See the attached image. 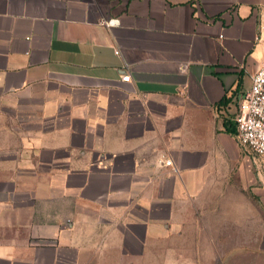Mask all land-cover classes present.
<instances>
[{
  "label": "crops",
  "instance_id": "1",
  "mask_svg": "<svg viewBox=\"0 0 264 264\" xmlns=\"http://www.w3.org/2000/svg\"><path fill=\"white\" fill-rule=\"evenodd\" d=\"M263 60L264 0H0V264H264L218 112Z\"/></svg>",
  "mask_w": 264,
  "mask_h": 264
},
{
  "label": "built area",
  "instance_id": "2",
  "mask_svg": "<svg viewBox=\"0 0 264 264\" xmlns=\"http://www.w3.org/2000/svg\"><path fill=\"white\" fill-rule=\"evenodd\" d=\"M121 80H130L128 71ZM218 112L231 115L239 144L253 155L264 158V60L252 76L249 88L220 106ZM159 163L171 164L169 160Z\"/></svg>",
  "mask_w": 264,
  "mask_h": 264
},
{
  "label": "rangeland",
  "instance_id": "3",
  "mask_svg": "<svg viewBox=\"0 0 264 264\" xmlns=\"http://www.w3.org/2000/svg\"><path fill=\"white\" fill-rule=\"evenodd\" d=\"M254 157L255 158H253V170H252L253 171L252 187L257 190V191H254V192H256V194H258V195H260V197L264 198V158H259L256 156H254ZM248 193H250V195H252L251 196L252 207H251V215L249 216L250 221H249V223L246 224V227L251 229L252 245L250 244V246L253 249L257 245L256 242H257V239L261 233V230L264 229V212L257 204L256 199L259 198V196L255 195L252 191L251 192L248 191ZM241 225H243V224H241ZM235 234L237 237V241L239 242L238 239H241V241H242L243 232L242 231L240 232V228H238V224H237V228L235 229ZM240 235L242 238L239 237ZM237 241H236V243L239 244ZM220 244H221L220 245L221 250H225L231 246V243L228 240H221ZM240 244L246 245V246L249 245L247 242L246 243L242 242ZM231 257H235V258L231 259L232 262H230V264H245L248 262V260L251 261L252 264H260V257L255 256L254 254L252 256L236 255V256H231Z\"/></svg>",
  "mask_w": 264,
  "mask_h": 264
}]
</instances>
